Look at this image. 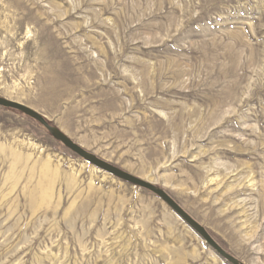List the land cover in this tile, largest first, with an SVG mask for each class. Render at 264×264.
Here are the masks:
<instances>
[{
  "label": "rangeland",
  "instance_id": "1",
  "mask_svg": "<svg viewBox=\"0 0 264 264\" xmlns=\"http://www.w3.org/2000/svg\"><path fill=\"white\" fill-rule=\"evenodd\" d=\"M0 96L264 264V0H0ZM0 264L231 263L156 193L0 105Z\"/></svg>",
  "mask_w": 264,
  "mask_h": 264
},
{
  "label": "water",
  "instance_id": "2",
  "mask_svg": "<svg viewBox=\"0 0 264 264\" xmlns=\"http://www.w3.org/2000/svg\"><path fill=\"white\" fill-rule=\"evenodd\" d=\"M0 105L8 108L17 109L28 116L39 121L44 127L48 129L51 135L62 142L65 146L71 149L80 157L84 158L86 161L90 162L92 165L97 168L104 170L124 181L132 183L134 185H138L140 187L146 188L148 190L156 193L164 202H166L171 209L181 217L187 225H189L194 231H196L222 258L227 260L231 264H245L240 261L236 256L232 255L228 252L204 227L199 221H197L190 213H188L167 191L164 189L157 187L153 183L142 179L139 176H136L117 165H114L101 157L97 156L93 152L85 149L82 145L75 142L72 138H70L66 133H64L57 126L52 125L49 120L39 113L37 110L32 107L15 101L3 96H0Z\"/></svg>",
  "mask_w": 264,
  "mask_h": 264
},
{
  "label": "bare ground",
  "instance_id": "3",
  "mask_svg": "<svg viewBox=\"0 0 264 264\" xmlns=\"http://www.w3.org/2000/svg\"><path fill=\"white\" fill-rule=\"evenodd\" d=\"M14 154H15V153H14ZM15 157H16V160L20 159V156H18V155H15ZM45 166H46V167H45V172H47V174H49V173H50V169H49L50 167H49L48 164H46ZM54 172H56V171H54ZM54 172H53V173L51 172V173H52V176H54V175L56 174V173H54ZM53 179H54V178H53ZM52 183H53V182H52Z\"/></svg>",
  "mask_w": 264,
  "mask_h": 264
},
{
  "label": "trees",
  "instance_id": "4",
  "mask_svg": "<svg viewBox=\"0 0 264 264\" xmlns=\"http://www.w3.org/2000/svg\"><path fill=\"white\" fill-rule=\"evenodd\" d=\"M50 122V121H49Z\"/></svg>",
  "mask_w": 264,
  "mask_h": 264
}]
</instances>
